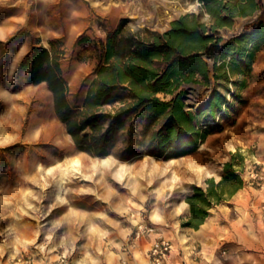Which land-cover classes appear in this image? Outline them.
Masks as SVG:
<instances>
[{
  "label": "rangeland",
  "instance_id": "1",
  "mask_svg": "<svg viewBox=\"0 0 264 264\" xmlns=\"http://www.w3.org/2000/svg\"><path fill=\"white\" fill-rule=\"evenodd\" d=\"M174 5L185 11L160 21ZM191 14L211 25L199 0H0V264H147L153 238L134 240L141 220L172 241L173 253L187 254L194 241L188 230L195 229L183 224L195 187L225 179L226 165L237 154L244 160L234 162L236 174L244 182L262 180L254 179L255 165L247 161L264 150L261 48L244 72L237 59L228 79L219 70L211 85L191 83L180 90L187 112L206 110L195 122L204 138L163 152L153 139L161 123L145 115L117 134L110 155L79 151L55 114L47 85L29 83L20 71L34 47L54 46L63 54L70 99L79 105L110 35L164 33ZM254 29L245 25L234 32ZM216 94L227 102L219 113L209 112ZM64 170L67 179L60 184ZM225 198L212 209L228 206Z\"/></svg>",
  "mask_w": 264,
  "mask_h": 264
},
{
  "label": "trees",
  "instance_id": "2",
  "mask_svg": "<svg viewBox=\"0 0 264 264\" xmlns=\"http://www.w3.org/2000/svg\"><path fill=\"white\" fill-rule=\"evenodd\" d=\"M226 1L224 5L225 0H199L214 20L212 25L201 22V15L191 14L173 21L164 33L144 37L138 32L119 39L118 30L110 35L102 62L79 105L70 99V84L62 67L63 54L54 46L34 47L24 58L20 71L29 83L47 85L57 118L65 125L77 149L93 157L110 155L117 134L143 115L161 123L153 139L159 142L162 152L197 144L204 135H200L195 122L206 110L196 115L187 112L184 91L180 90L191 83L211 85L213 79L220 78L219 70H224L221 77L228 79L237 59L244 72L255 51L264 46V20L252 32L224 39L220 30L234 24L230 0ZM257 6V0H247L240 14L249 17ZM226 10L229 13L223 16ZM160 94L172 99L163 100ZM221 98L224 99L216 94L207 110L219 113L227 102ZM238 159L244 160L237 154L226 165L227 177L221 182L212 180L206 189L194 188L186 199L190 211L184 227L198 230L214 206L243 187L244 181L234 169Z\"/></svg>",
  "mask_w": 264,
  "mask_h": 264
},
{
  "label": "crops",
  "instance_id": "3",
  "mask_svg": "<svg viewBox=\"0 0 264 264\" xmlns=\"http://www.w3.org/2000/svg\"><path fill=\"white\" fill-rule=\"evenodd\" d=\"M226 3L225 0L224 5ZM246 3L247 0H230L234 24L232 27H223L221 32L232 36L237 34L234 31L242 29L247 17L240 12H243ZM228 13L226 10L222 15ZM210 20L211 25L214 24V20ZM261 49L264 53V46ZM260 61L255 60L254 66H258ZM247 161L251 167L255 165L262 180L244 179L243 187L227 201L228 206L211 209L209 217L198 230L189 229L193 232L194 240L190 251L187 254L181 250L174 251L171 264H264V217L261 214L264 205V150ZM252 173L248 170L249 176ZM221 247L227 252L224 256L219 249ZM147 264H150L148 252Z\"/></svg>",
  "mask_w": 264,
  "mask_h": 264
},
{
  "label": "built area",
  "instance_id": "4",
  "mask_svg": "<svg viewBox=\"0 0 264 264\" xmlns=\"http://www.w3.org/2000/svg\"><path fill=\"white\" fill-rule=\"evenodd\" d=\"M257 9L255 12L245 19L244 26L240 31H244L245 25L257 28L258 25L264 20V0H257ZM241 33V32H240ZM236 36V35H235ZM260 179V174H254V179ZM261 214L264 217V205L261 207ZM145 237H152L153 242L149 250L150 264H171L173 256V243L167 239L162 233H160L157 227L153 224H147L141 220L136 224L134 232V240L139 241ZM223 255H226V250L223 251ZM122 264H130L124 261ZM183 264H188L183 262Z\"/></svg>",
  "mask_w": 264,
  "mask_h": 264
},
{
  "label": "bare ground",
  "instance_id": "5",
  "mask_svg": "<svg viewBox=\"0 0 264 264\" xmlns=\"http://www.w3.org/2000/svg\"><path fill=\"white\" fill-rule=\"evenodd\" d=\"M27 4V3H26ZM185 10L182 6H179V5H174V6H171V8L169 10H165V12L163 13V16H162V19L160 21H164V23L166 21H169L171 18H173L174 16L180 14V13H183ZM161 23V22H160ZM69 169V167H68ZM75 171V169H74ZM79 172L76 171V174H78ZM80 174V173H79ZM66 175H68L67 171L64 170L63 173H62V178L60 179V184H64V180H66ZM72 175V174H71ZM74 176V175H73ZM62 186V185H61ZM61 188V187H60Z\"/></svg>",
  "mask_w": 264,
  "mask_h": 264
}]
</instances>
